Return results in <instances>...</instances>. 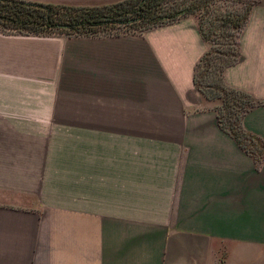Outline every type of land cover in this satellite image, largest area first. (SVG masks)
I'll list each match as a JSON object with an SVG mask.
<instances>
[{
  "label": "crops",
  "instance_id": "obj_1",
  "mask_svg": "<svg viewBox=\"0 0 264 264\" xmlns=\"http://www.w3.org/2000/svg\"><path fill=\"white\" fill-rule=\"evenodd\" d=\"M254 1L224 81L264 101ZM208 48L194 14L142 33L0 32V264H264V157L194 85ZM242 125L264 142V105Z\"/></svg>",
  "mask_w": 264,
  "mask_h": 264
},
{
  "label": "trees",
  "instance_id": "obj_2",
  "mask_svg": "<svg viewBox=\"0 0 264 264\" xmlns=\"http://www.w3.org/2000/svg\"><path fill=\"white\" fill-rule=\"evenodd\" d=\"M169 0H120L100 6H73L29 0H0V32L32 36H107L142 33L170 24L184 14H196L216 0H182L166 7ZM240 7L225 9L212 21L209 32L200 18L198 31L209 44L194 67L193 82L215 110L220 128L256 162L264 157V142L245 131L242 120L254 107L264 105L251 94L229 86L224 71L241 57L239 37L248 21L254 0H232ZM181 11H185L181 14ZM260 142V157H255L252 142Z\"/></svg>",
  "mask_w": 264,
  "mask_h": 264
},
{
  "label": "rangeland",
  "instance_id": "obj_3",
  "mask_svg": "<svg viewBox=\"0 0 264 264\" xmlns=\"http://www.w3.org/2000/svg\"><path fill=\"white\" fill-rule=\"evenodd\" d=\"M182 0H169L166 4V7H170L172 5H181ZM234 7H240L239 4H235L232 2V0H216L214 3H209L207 6L202 7L201 10H199L196 14H194L197 17V22H199L200 18L202 20L203 28L205 31L209 32L211 29L212 21L215 20L218 16H220L222 13H224L225 9L230 10ZM191 14V13H190ZM1 30V28H0ZM253 146H251L253 150V154L255 157H260V150L261 145L260 142H252Z\"/></svg>",
  "mask_w": 264,
  "mask_h": 264
},
{
  "label": "water",
  "instance_id": "obj_4",
  "mask_svg": "<svg viewBox=\"0 0 264 264\" xmlns=\"http://www.w3.org/2000/svg\"><path fill=\"white\" fill-rule=\"evenodd\" d=\"M185 11H181L180 13L183 14Z\"/></svg>",
  "mask_w": 264,
  "mask_h": 264
}]
</instances>
